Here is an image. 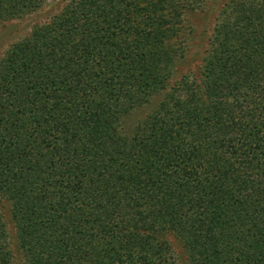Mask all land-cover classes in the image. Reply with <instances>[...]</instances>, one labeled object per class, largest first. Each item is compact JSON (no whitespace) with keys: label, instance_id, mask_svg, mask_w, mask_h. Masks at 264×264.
<instances>
[{"label":"trees","instance_id":"obj_1","mask_svg":"<svg viewBox=\"0 0 264 264\" xmlns=\"http://www.w3.org/2000/svg\"><path fill=\"white\" fill-rule=\"evenodd\" d=\"M54 0H0V25ZM66 0L0 58V264H264V0ZM145 110L131 130L128 115ZM7 207V210L4 208Z\"/></svg>","mask_w":264,"mask_h":264},{"label":"rangeland","instance_id":"obj_2","mask_svg":"<svg viewBox=\"0 0 264 264\" xmlns=\"http://www.w3.org/2000/svg\"><path fill=\"white\" fill-rule=\"evenodd\" d=\"M66 0H54L46 3L38 11L33 12L23 18L6 22L0 25V58L9 46L25 37L35 23L46 22L53 14L57 13ZM228 0H208L206 4L198 10L185 14L187 53L185 61L179 66V73H184L188 69L197 70L201 63L203 52L207 48L209 37L217 19L221 7ZM145 110H139L128 115L125 119V128L131 130L137 120L143 115ZM7 210V207L4 208ZM7 228L13 238L12 251L14 254L13 264H24L20 252L16 247L14 229L12 223L7 218ZM172 246L177 256L178 264H186L184 252L180 244L171 238Z\"/></svg>","mask_w":264,"mask_h":264}]
</instances>
